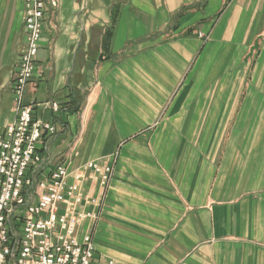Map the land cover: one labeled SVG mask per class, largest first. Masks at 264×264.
Masks as SVG:
<instances>
[{
    "label": "crops",
    "instance_id": "1",
    "mask_svg": "<svg viewBox=\"0 0 264 264\" xmlns=\"http://www.w3.org/2000/svg\"><path fill=\"white\" fill-rule=\"evenodd\" d=\"M25 9L0 0V134ZM23 102L48 171L114 167L78 209L95 263L264 264V0H59Z\"/></svg>",
    "mask_w": 264,
    "mask_h": 264
},
{
    "label": "built area",
    "instance_id": "2",
    "mask_svg": "<svg viewBox=\"0 0 264 264\" xmlns=\"http://www.w3.org/2000/svg\"><path fill=\"white\" fill-rule=\"evenodd\" d=\"M58 1L25 0L26 47L12 82L15 121L0 134V264H117L95 263L92 235L77 233L84 219L96 218L78 210L88 199L86 183L96 180L106 189L114 167L89 162L73 175L65 165L48 171L38 145L57 127L37 120L23 102L37 72L45 19ZM46 106L61 111L58 103Z\"/></svg>",
    "mask_w": 264,
    "mask_h": 264
},
{
    "label": "trees",
    "instance_id": "3",
    "mask_svg": "<svg viewBox=\"0 0 264 264\" xmlns=\"http://www.w3.org/2000/svg\"><path fill=\"white\" fill-rule=\"evenodd\" d=\"M114 24H115V18L114 20L112 21V24H111V27L107 30L105 36H104V46H105V43L106 45L110 43V40H111V37H112V33H113V28H114Z\"/></svg>",
    "mask_w": 264,
    "mask_h": 264
}]
</instances>
